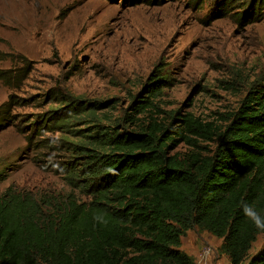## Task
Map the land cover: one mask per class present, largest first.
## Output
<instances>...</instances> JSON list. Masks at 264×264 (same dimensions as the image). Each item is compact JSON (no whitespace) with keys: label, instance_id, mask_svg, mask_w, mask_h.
<instances>
[{"label":"trees","instance_id":"1","mask_svg":"<svg viewBox=\"0 0 264 264\" xmlns=\"http://www.w3.org/2000/svg\"><path fill=\"white\" fill-rule=\"evenodd\" d=\"M239 4L240 21L264 14V0L220 6ZM26 65L1 71L0 82L17 90ZM163 84L154 75L146 94L159 96ZM52 96L62 108L50 110L42 126L74 134L62 179L69 191L60 200L0 192V264H195L179 250L194 228L221 240L229 264H244L264 233L243 211L247 205L264 218V75L222 128L177 113L170 121L180 125L157 123L148 96L114 119L107 102ZM16 104L10 97L0 106V123ZM247 264H264V244Z\"/></svg>","mask_w":264,"mask_h":264},{"label":"rangeland","instance_id":"2","mask_svg":"<svg viewBox=\"0 0 264 264\" xmlns=\"http://www.w3.org/2000/svg\"><path fill=\"white\" fill-rule=\"evenodd\" d=\"M132 1L0 0V72L27 64L17 90L15 83L10 88L0 82V106L10 97L17 103L0 123L1 193L9 188L60 200L69 191L62 179L73 132L42 126L50 110L62 108L52 94L107 102L105 113L120 118L145 100L157 75L164 81L161 93L148 96L157 123L180 125L170 121L177 113L176 119L189 116L222 128L250 83L264 75V14L240 21L242 4L222 8L223 0H160L154 6ZM263 244L264 233L244 264ZM220 245L194 228L179 250L196 264L208 247L206 264H229Z\"/></svg>","mask_w":264,"mask_h":264},{"label":"clouds","instance_id":"3","mask_svg":"<svg viewBox=\"0 0 264 264\" xmlns=\"http://www.w3.org/2000/svg\"><path fill=\"white\" fill-rule=\"evenodd\" d=\"M246 217H248L258 229H264V218L260 217L253 209L247 205L243 207Z\"/></svg>","mask_w":264,"mask_h":264},{"label":"built area","instance_id":"4","mask_svg":"<svg viewBox=\"0 0 264 264\" xmlns=\"http://www.w3.org/2000/svg\"><path fill=\"white\" fill-rule=\"evenodd\" d=\"M211 254H212V250L208 247H205L202 250L201 255H200L196 264H206V262H207V260Z\"/></svg>","mask_w":264,"mask_h":264}]
</instances>
